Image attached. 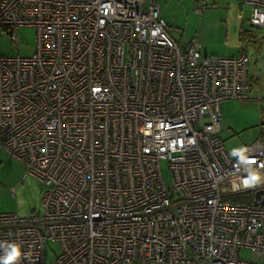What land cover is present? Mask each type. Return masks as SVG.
<instances>
[{
	"label": "built area",
	"instance_id": "built-area-1",
	"mask_svg": "<svg viewBox=\"0 0 264 264\" xmlns=\"http://www.w3.org/2000/svg\"><path fill=\"white\" fill-rule=\"evenodd\" d=\"M242 1L264 27V0ZM20 26L37 46L0 56V150L46 188L43 213L0 212L18 264H50L49 240L52 264H263L264 205L242 198L264 189V140L233 155L220 135L247 53L179 45L158 0H0V37Z\"/></svg>",
	"mask_w": 264,
	"mask_h": 264
},
{
	"label": "rangeland",
	"instance_id": "rangeland-1",
	"mask_svg": "<svg viewBox=\"0 0 264 264\" xmlns=\"http://www.w3.org/2000/svg\"><path fill=\"white\" fill-rule=\"evenodd\" d=\"M168 34L183 47L197 40L203 55L234 56L245 52L250 57V96L243 100H225L221 105V138L229 151L246 150L258 138L264 140V27H253L251 8L242 0H158ZM19 41L0 37V56H31L37 46L34 26L16 29ZM243 151L241 154H243ZM240 155V154H237ZM167 185L172 180L167 160L161 162ZM45 185L27 174L26 166L16 157L0 150V212L21 217L43 213ZM61 252L56 240L47 242L48 263ZM241 255L250 257L248 250ZM264 264V259H263Z\"/></svg>",
	"mask_w": 264,
	"mask_h": 264
},
{
	"label": "clouds",
	"instance_id": "clouds-1",
	"mask_svg": "<svg viewBox=\"0 0 264 264\" xmlns=\"http://www.w3.org/2000/svg\"><path fill=\"white\" fill-rule=\"evenodd\" d=\"M243 149L233 150V155L241 154ZM253 180L258 179V177L253 176ZM0 250H2L3 254L0 255V264H18L21 259L22 252L19 244L16 243H9L4 244L0 243Z\"/></svg>",
	"mask_w": 264,
	"mask_h": 264
},
{
	"label": "water",
	"instance_id": "water-1",
	"mask_svg": "<svg viewBox=\"0 0 264 264\" xmlns=\"http://www.w3.org/2000/svg\"><path fill=\"white\" fill-rule=\"evenodd\" d=\"M264 124V122H263ZM254 204L264 205V189H260L254 193Z\"/></svg>",
	"mask_w": 264,
	"mask_h": 264
},
{
	"label": "trees",
	"instance_id": "trees-1",
	"mask_svg": "<svg viewBox=\"0 0 264 264\" xmlns=\"http://www.w3.org/2000/svg\"><path fill=\"white\" fill-rule=\"evenodd\" d=\"M263 122H264V121H263ZM253 198H254V194H253V192H249V193H247L242 199H246L247 201L252 202V201H253Z\"/></svg>",
	"mask_w": 264,
	"mask_h": 264
},
{
	"label": "crops",
	"instance_id": "crops-1",
	"mask_svg": "<svg viewBox=\"0 0 264 264\" xmlns=\"http://www.w3.org/2000/svg\"><path fill=\"white\" fill-rule=\"evenodd\" d=\"M262 123H263V121H262Z\"/></svg>",
	"mask_w": 264,
	"mask_h": 264
}]
</instances>
